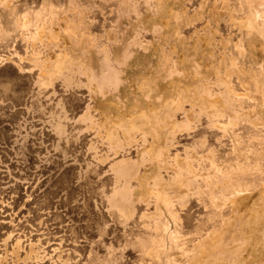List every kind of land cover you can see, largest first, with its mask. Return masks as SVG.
<instances>
[{
  "label": "rangeland",
  "instance_id": "obj_1",
  "mask_svg": "<svg viewBox=\"0 0 264 264\" xmlns=\"http://www.w3.org/2000/svg\"><path fill=\"white\" fill-rule=\"evenodd\" d=\"M0 264H264V0H0Z\"/></svg>",
  "mask_w": 264,
  "mask_h": 264
},
{
  "label": "bare ground",
  "instance_id": "obj_2",
  "mask_svg": "<svg viewBox=\"0 0 264 264\" xmlns=\"http://www.w3.org/2000/svg\"><path fill=\"white\" fill-rule=\"evenodd\" d=\"M250 2V1H249ZM252 3V2H251ZM250 5V4H249ZM257 9V8H256ZM255 8H253L252 9V14L253 15H256L257 17H259L260 16V12H259V10H256ZM242 20H244V19H240V21H237L238 23L239 22H241V23H239V25L241 26V27H245L246 28V26L249 28H252V24H250V21L246 24L244 21H242ZM258 20V19H257ZM236 27H238V26H236ZM248 28H247V30H248ZM243 30V29H242ZM251 33V31L249 32V34ZM228 36V35H227ZM246 36V35H245ZM247 37V36H246ZM245 39H248V38H245ZM247 42H248V40H247ZM237 44V43H236ZM235 44V45H236ZM250 46V45H249ZM236 49H238V50H240L239 48H238V44L236 45ZM242 50V49H241ZM243 53V52H242ZM223 59V58H222ZM221 62V61H220ZM233 62V61H232ZM225 63V62H224ZM225 69V68H224ZM226 72V71H225ZM240 74V73H239ZM253 85H255V84H253ZM256 86V85H255ZM252 88H253V86H252ZM257 88V87H256ZM253 89H255V87L253 88ZM255 91H256V89H255ZM257 92H255L254 94H256ZM159 112V111H158ZM190 115V114H189ZM190 117V116H189ZM191 118V117H190ZM190 120H192V119H190ZM126 134V133H125ZM165 159V158H164ZM180 162V161H179ZM178 164V163H177ZM183 165V164H182ZM180 166V165H179ZM183 167V166H182ZM156 206V205H155ZM14 251V250H13Z\"/></svg>",
  "mask_w": 264,
  "mask_h": 264
}]
</instances>
